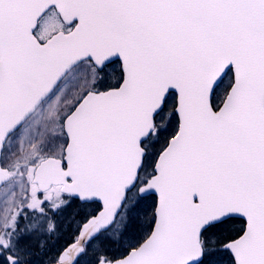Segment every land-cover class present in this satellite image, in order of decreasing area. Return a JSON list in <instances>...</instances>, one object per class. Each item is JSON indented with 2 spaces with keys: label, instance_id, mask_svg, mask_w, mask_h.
Listing matches in <instances>:
<instances>
[{
  "label": "snow or ice",
  "instance_id": "6c2138e0",
  "mask_svg": "<svg viewBox=\"0 0 264 264\" xmlns=\"http://www.w3.org/2000/svg\"><path fill=\"white\" fill-rule=\"evenodd\" d=\"M0 264H264V0H0Z\"/></svg>",
  "mask_w": 264,
  "mask_h": 264
},
{
  "label": "flooded vegetation",
  "instance_id": "af4514ba",
  "mask_svg": "<svg viewBox=\"0 0 264 264\" xmlns=\"http://www.w3.org/2000/svg\"><path fill=\"white\" fill-rule=\"evenodd\" d=\"M67 209H71V210H69L67 212L64 211L65 213H62L61 215H59L57 217L58 222L62 225L61 230H60L61 236H62V234L70 235V236H72L74 234V232H75V221L79 220V216L77 215L78 212H75V211L76 210L79 212L82 211V209L79 207V205H76V204L69 206ZM72 210H74V211H72ZM53 239H55V237ZM70 241H71V239L66 240V243H62V247H59V249L56 250V248L53 247V240H50L48 243L47 252H46L45 256H51V254H54V257L47 258L45 260L54 259L55 256L60 251V249H62ZM111 254L117 255V256L121 255L122 250L119 249L118 247H113L111 249Z\"/></svg>",
  "mask_w": 264,
  "mask_h": 264
},
{
  "label": "rangeland",
  "instance_id": "374dc122",
  "mask_svg": "<svg viewBox=\"0 0 264 264\" xmlns=\"http://www.w3.org/2000/svg\"><path fill=\"white\" fill-rule=\"evenodd\" d=\"M69 210H71V209H66L64 211L67 212ZM72 211H74V210H72ZM65 212H63V213H65ZM75 212H79V211L76 210ZM71 237L72 236H70V235H64V234H62V236H61V232H59L58 238L52 239L53 240V247H55L56 250L59 249V247H62V243H66V240L71 239ZM51 257H54V254H51V256H43L42 259H47V258H51Z\"/></svg>",
  "mask_w": 264,
  "mask_h": 264
}]
</instances>
